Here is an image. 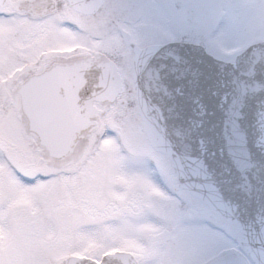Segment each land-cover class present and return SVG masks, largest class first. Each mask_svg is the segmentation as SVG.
<instances>
[{
	"label": "water",
	"instance_id": "water-1",
	"mask_svg": "<svg viewBox=\"0 0 264 264\" xmlns=\"http://www.w3.org/2000/svg\"><path fill=\"white\" fill-rule=\"evenodd\" d=\"M69 3L74 10L91 13L99 0ZM79 65L62 67L42 81L48 89L40 90V95L54 98L56 104L58 152L69 134L81 138L92 101L112 100L120 91L114 65L77 70ZM132 79L141 130L154 150L170 157V171L185 177L179 188L192 196L203 189L208 203L222 209L228 222L240 225L242 246L247 248L252 241L260 252L264 242V42L246 48L232 64L210 59L196 47L162 48L150 63L137 62ZM181 91L186 105L172 102ZM240 261L232 256L213 264ZM58 264L136 261L120 252L103 256L99 263L68 257Z\"/></svg>",
	"mask_w": 264,
	"mask_h": 264
},
{
	"label": "rangeland",
	"instance_id": "rangeland-1",
	"mask_svg": "<svg viewBox=\"0 0 264 264\" xmlns=\"http://www.w3.org/2000/svg\"><path fill=\"white\" fill-rule=\"evenodd\" d=\"M190 1L205 4L218 13L225 9L233 13L237 27L223 38L218 56L227 59L228 54L264 41V0ZM183 2L186 0H167L164 5L158 0H132V5L155 10ZM16 24L12 14L0 17V40ZM8 57L12 55L0 52V62ZM137 131L131 130L123 148L110 150L106 141L103 157L99 151L94 152L98 158L84 152L72 165L75 171L71 175L64 174L71 171L68 167L50 170L42 163L36 164L35 174H56L32 184L14 179L8 173L9 165L0 162V264H55L69 255L94 254L98 258L108 248L131 252L138 264H208L221 255L218 249L231 247V242L217 247L223 237L190 225L178 206L175 212V208L167 209L164 223L156 218V201L171 197L160 177L152 176L145 163L148 158L159 161L162 156L143 137L137 138ZM15 146L24 144L15 142ZM11 147L9 159L15 161ZM14 155L17 157V150ZM18 162L27 171L31 169V160ZM163 162L167 169L169 161L165 158ZM128 196L140 199L139 213L132 217L128 203L137 200ZM236 229L230 225L233 234L240 238ZM159 230L166 232L154 243H165L153 245L151 235Z\"/></svg>",
	"mask_w": 264,
	"mask_h": 264
},
{
	"label": "snow or ice",
	"instance_id": "snow-or-ice-1",
	"mask_svg": "<svg viewBox=\"0 0 264 264\" xmlns=\"http://www.w3.org/2000/svg\"><path fill=\"white\" fill-rule=\"evenodd\" d=\"M69 0H48L45 8L46 15L59 12L69 7ZM103 8V5H98ZM114 12L119 17L132 21L130 36L125 39L114 57L120 69L131 74L139 60L150 63L155 53L162 48L174 45L196 47L202 50L204 56L216 59L222 50L223 38L231 34L237 27L233 13L228 9L215 12L207 5L195 2L170 4L164 8L146 10L142 5H115ZM64 27L79 31V25L64 24ZM41 85L26 75H17L0 83V162L7 163L26 183L47 180L56 173L41 172L27 175L13 165L9 159V138L17 137L33 149L38 155L56 165H65L71 171L64 174L71 175L80 141L71 134L68 135L62 151L54 146L56 129V104L54 98H43L40 95ZM172 102L185 104L184 93L178 92L172 97ZM135 101L126 98L120 119L134 123ZM195 131H198L195 130ZM193 131V135H195ZM105 135H117V129L106 127ZM145 163L151 168L153 175L162 178L160 161L154 158L146 159ZM176 183H185V177L176 176ZM198 196H178L177 206L184 213L190 225L202 228L211 234H219L223 240L217 247L225 246V242L236 244L243 253L244 259L239 264H264V242L261 251H255V242L249 241L247 248L242 246L236 235L230 230L225 213L214 204L206 201L203 189H196ZM196 201H200L198 205Z\"/></svg>",
	"mask_w": 264,
	"mask_h": 264
},
{
	"label": "flooded vegetation",
	"instance_id": "flooded-vegetation-1",
	"mask_svg": "<svg viewBox=\"0 0 264 264\" xmlns=\"http://www.w3.org/2000/svg\"><path fill=\"white\" fill-rule=\"evenodd\" d=\"M166 1L160 0L164 5ZM47 3L48 0H0V17L5 18L12 14L17 19V24L14 26L13 31L0 40V52H8L12 55L6 61L4 58L0 62V83L17 75H26L41 85L40 90H46L48 88L45 89L46 84L42 81L50 78L48 74L52 75L53 72L60 71L62 67L81 64V66L79 65L80 68L77 66V70H83V66L92 67L96 64H113L121 81L120 91L111 101L92 102L93 108L87 116L88 123L81 135H79L81 138L76 139L81 142L77 158L79 157L78 159H80L84 152L86 153L87 151L86 154L90 157L98 158L94 154L97 151H99L98 155L103 157L102 153L107 144L105 143L106 141L109 142L108 147H110V150L116 147H126L127 136L134 129L139 131V133L137 131V138L143 137L139 130L140 118L137 113L132 75L123 72L114 59L120 50L122 42L131 33V20L126 18H123L125 21L121 20L118 12H114V6L132 4V0H100L98 5H103V8L96 7L91 13H83L66 7L62 11L46 15L49 11V9L45 8ZM69 23L73 24V26L79 25L80 30L74 31L72 28L63 26ZM126 98H132L135 101L136 120L134 123L120 119ZM106 127L116 128L118 136L107 135L104 138ZM89 133L90 135L85 137ZM98 134L99 136L97 137ZM95 139L97 140L96 142H94ZM15 142L17 145L24 144L23 147H19L23 149L22 151L15 146ZM9 144L12 145L10 149L13 150L15 167L27 175L35 174V166L38 163H42L50 170L52 167L61 168L65 166L56 165L44 159L17 137H10ZM93 144H95L94 148L91 147ZM97 146L98 148H96ZM15 149L18 153L17 157L14 155ZM19 159L31 160V169L27 171L20 167ZM163 160V158L159 160L161 169L164 168L165 164ZM8 171L14 179L23 182L12 168ZM88 171L92 172L91 170ZM167 175L172 183L173 193H169L171 198L167 201H156V218L160 222L163 221V217L167 214L169 207V209L177 207V197L186 195L185 192L178 189L173 179L174 175L170 172ZM160 182L164 185L161 178ZM128 199H136L138 201L137 203V201L131 200L133 202L128 203L132 209V214H127L132 217L139 213L140 199L136 198V196H128ZM163 233H165L163 230L155 232L151 235V241L159 240ZM154 245L158 244L154 243ZM218 250L221 252V256L226 255V248Z\"/></svg>",
	"mask_w": 264,
	"mask_h": 264
}]
</instances>
